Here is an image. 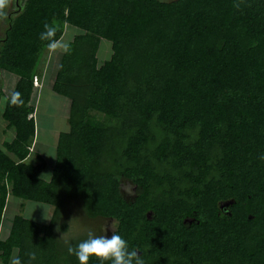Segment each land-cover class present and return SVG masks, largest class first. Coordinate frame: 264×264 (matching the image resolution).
Instances as JSON below:
<instances>
[{
  "label": "trees",
  "instance_id": "16d2710c",
  "mask_svg": "<svg viewBox=\"0 0 264 264\" xmlns=\"http://www.w3.org/2000/svg\"><path fill=\"white\" fill-rule=\"evenodd\" d=\"M53 20L57 37L79 32L52 84L70 102V131L44 177L33 100ZM103 40L112 55L100 63ZM2 72L18 77L22 103L3 100L0 76L14 131L0 146V232L9 196L53 211L49 223L10 221L1 264L14 253L29 264L31 251L30 264H79L67 249L87 237L58 235L72 204L113 220L145 264H264V0H7Z\"/></svg>",
  "mask_w": 264,
  "mask_h": 264
},
{
  "label": "rangeland",
  "instance_id": "374dc122",
  "mask_svg": "<svg viewBox=\"0 0 264 264\" xmlns=\"http://www.w3.org/2000/svg\"><path fill=\"white\" fill-rule=\"evenodd\" d=\"M78 32V29H75L73 27H66L64 36H71L73 39V36ZM50 51L52 52L50 55L51 59L49 60L47 72L45 73V88H43V90L41 91L40 96L35 97L33 100V105L36 107V112L34 114L36 136L33 149L34 156H41L47 163V169L44 173V177H46L53 170L54 162L56 159L57 143L60 135L63 133H68L70 131V124L68 121L70 109L69 103H67V99L58 96L52 90V84L54 83L56 70L58 69L60 59L65 52L59 50H48L44 55L41 66L42 70H45L44 68L47 65ZM111 55L112 49L110 42L103 40L98 52L99 62L103 63L104 61H107L108 59H110ZM0 76L2 78V88L4 92L3 100L6 101L12 93L18 77L14 74L6 72H2ZM36 84L38 85V83ZM3 103L4 102H2V104ZM13 137L14 131L8 130L6 128V122L2 118V113H0V146L2 145L1 143L10 141ZM129 184L132 183L127 180H122V194L128 201H132L135 196H129L125 190L129 186ZM17 200L12 199L13 203L15 204V208L12 209L9 213L10 221L13 219L11 217H14L13 215H15L16 211L18 210L17 206L20 205L22 206V209L19 210L18 215H22L41 224L49 223L52 216V208L44 204ZM38 205H43L46 207L47 219L44 218L45 210L41 207H37ZM68 214L69 216L67 215V219L64 218V222H67L69 224V229L68 232H59L58 235L61 241L71 242L72 240H76L77 237L85 238L87 237L89 230L93 231L96 235H100L102 234V229L106 222H113L115 228V222L113 220L104 218L92 220L88 218L80 210L77 204L68 206ZM8 228L10 230L11 226H9ZM4 232V230L1 231L2 237H0V239L2 240H6L8 238L3 235ZM107 235L111 236L112 232L109 231Z\"/></svg>",
  "mask_w": 264,
  "mask_h": 264
},
{
  "label": "clouds",
  "instance_id": "9594fccd",
  "mask_svg": "<svg viewBox=\"0 0 264 264\" xmlns=\"http://www.w3.org/2000/svg\"><path fill=\"white\" fill-rule=\"evenodd\" d=\"M6 5L7 0H0V14L3 13ZM234 6L237 8L239 7V5ZM43 28L44 30L39 34V39L47 42L46 46L49 50H59L65 53L70 52L72 37H57L60 27L56 24L55 20H53L52 23L45 21ZM20 96L21 94L19 92L12 93L11 102L14 104L22 103V101H20ZM259 158L264 160V155H261ZM125 190L129 196L136 195L135 186L132 184H129ZM37 207H41L45 210L44 218L47 219L46 207L43 205H38ZM109 231L112 232L111 236L107 235ZM67 251L70 255H74L77 258L79 264H89L90 259L93 257L98 259L101 264H105V262H110V264H145L142 256L139 255V250H130L128 242L115 231L113 222H106L102 229V234L100 235H96L93 231L89 230L87 239L75 246H69ZM27 256L29 257L30 264L31 261L36 259V252L31 251L27 253ZM10 264H24V261L19 255L14 253L10 257Z\"/></svg>",
  "mask_w": 264,
  "mask_h": 264
},
{
  "label": "crops",
  "instance_id": "0c3cea01",
  "mask_svg": "<svg viewBox=\"0 0 264 264\" xmlns=\"http://www.w3.org/2000/svg\"><path fill=\"white\" fill-rule=\"evenodd\" d=\"M42 85L44 86V84H41V83L38 81V85H37V86H39V88H36V90H37V89L40 90V91H38V93H37V91H36V93H37L38 96H40L41 91L43 90V86H42ZM67 103H69V105H70V102H69L68 100H67ZM6 126H7V125H6ZM1 144H3V143H1ZM12 199H15V198L9 196L8 199H7V206H6V212H5V220H6V221H5V224H4L3 228H2V230L5 231V232L3 233V235H4L6 238H7V237L9 236V234H10V230H9L8 227L11 226V223H10V215H9V213L11 212L12 209L15 208V206H14L15 204L13 203ZM15 200H17V199H15ZM17 201H18V200H17ZM17 208H18V210L16 211L15 215H13L14 217L18 215V212H19V210L22 209V206L18 205ZM14 217H11V218H14ZM2 230H1V231H2ZM0 237H2L1 232H0Z\"/></svg>",
  "mask_w": 264,
  "mask_h": 264
}]
</instances>
